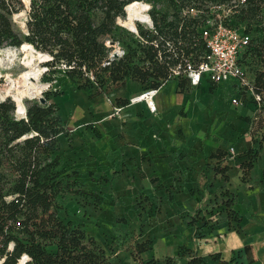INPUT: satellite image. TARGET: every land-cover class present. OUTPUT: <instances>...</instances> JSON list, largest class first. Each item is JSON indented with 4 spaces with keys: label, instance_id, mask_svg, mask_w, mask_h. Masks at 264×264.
I'll return each mask as SVG.
<instances>
[{
    "label": "trees",
    "instance_id": "16d2710c",
    "mask_svg": "<svg viewBox=\"0 0 264 264\" xmlns=\"http://www.w3.org/2000/svg\"><path fill=\"white\" fill-rule=\"evenodd\" d=\"M23 1L28 3V0H0V48L29 43L50 56L44 65L52 74L61 63L70 64L63 72L77 88L101 89L106 81L124 84L129 79L145 89L157 86L166 77L167 64L156 58L150 44L141 43L134 35L123 41L126 50L122 57L102 64L111 50L104 40L106 37L114 40L119 28L116 18L124 16V6L132 1L149 3L148 14L156 30L164 36L180 38L185 52L203 48L202 40L198 38L193 45V38L207 15L212 14L211 7H230L232 13L227 21L249 35L239 61L245 68L247 57L255 59L262 69L255 71L252 80L258 90L264 82V0H29L28 6ZM187 6H195L199 14L183 16L182 9ZM21 11L26 15L25 29L17 27L13 20V15ZM139 31L148 39L154 37L148 30ZM184 83L178 82L179 91L184 90ZM59 93L62 92H43L44 102L26 101L25 116L20 118L15 115V102L8 96L0 97V255H6L2 264H16L22 253L30 258L26 264L107 261L104 248L86 232L83 222L59 216L64 195L84 186L79 172L67 169L61 154L56 153L58 136H68L70 132L58 114L56 103L51 101V96ZM115 102L125 105L127 99L117 97ZM260 127L264 128V118L256 126ZM257 153V149L249 146L242 153L239 166L243 179L249 176ZM211 157L222 160L227 155L217 149ZM213 169L224 179L228 177L225 174L228 166L217 164ZM167 195L171 200L168 190ZM221 195L225 217L236 218L232 209L234 194L224 190ZM193 219H189L190 225L195 223ZM195 235L204 236L197 231ZM10 240L13 248L8 251L6 244ZM152 246V239L147 238L137 242L135 249L140 254ZM244 249L247 254L250 252L249 245ZM178 258H184L182 264H229L234 259L225 260L220 252L201 255L181 245L176 256H150L142 264H181Z\"/></svg>",
    "mask_w": 264,
    "mask_h": 264
},
{
    "label": "rangeland",
    "instance_id": "374dc122",
    "mask_svg": "<svg viewBox=\"0 0 264 264\" xmlns=\"http://www.w3.org/2000/svg\"><path fill=\"white\" fill-rule=\"evenodd\" d=\"M211 11L212 14L207 15V18L211 20H214L218 14H221V10L217 8H211ZM13 17L17 27L25 29V12H18ZM232 22H234L233 19ZM118 25L119 28L115 32L114 40L118 41L124 50H126L123 41L129 40L133 36V33L126 27L120 24ZM239 25L242 26L241 23ZM139 26L142 29L146 25L145 23H139ZM105 40H110V38L106 37ZM14 52H16L14 63L9 66L7 64H0V73H2L0 74V97L3 95V97L8 96L12 99L11 94L16 89L10 86L7 76H11L14 79L25 69L22 64V57L25 53L18 49H14ZM47 60L49 58L38 63V68H42L39 78L42 82L54 81L48 87L46 86L47 88L41 92L40 96H43V92L46 91L62 92L53 97L51 96V98L56 103L58 114L61 116L64 124L69 125V133L74 131L73 138L65 136L64 134L59 136V150L56 153L61 154L63 158L62 162L67 169H76L79 172L80 180L84 183L83 189L79 188L75 193H67L64 195L61 199L63 208L59 212V216L63 219H72L84 223L86 232L92 235L104 248L107 256L105 264H142L150 256L157 258L163 257L171 252L174 245H177V250L181 245L192 248V243L195 241L193 238L195 232H203V230L211 227L209 226L211 225L210 223L217 222L222 217H219V214L224 211V207L221 204V192L208 197L201 204V207L192 208L191 211L187 209L178 211V204L183 207L187 199L184 193L178 194L177 202L173 204L167 198V190L165 191L164 189L170 187L168 182L171 183L172 181L167 180V171L177 159L173 160L170 156L164 158L158 157V153L156 152L160 148V144L158 142L156 143L155 140L160 139L157 138L152 141L151 137H149V139L142 138L144 140L136 141L137 134L131 133L133 134L132 141L140 145H132L133 147L131 149L128 147L125 150L124 142L118 135V128H113L112 132L116 138L113 139L110 137L109 140L105 139L100 144L98 143L97 146L93 143L94 137H96V134L93 133L95 130L94 126L89 125L83 128L84 126L82 125L84 124L81 122L84 118H81L78 113L79 108L85 112L88 105H91L88 91L77 88L65 76L63 69L57 66V71L52 74L44 65ZM244 66L251 79L254 77L256 70L262 69L252 57L246 58ZM3 73H7V76H4ZM173 87V81L167 82L160 89L159 95L155 97L157 103L160 101L163 107V112H160L162 119L157 120L155 123L162 128H165L168 126L167 124L173 121L175 122L177 119L182 123V118L179 119L177 113L179 107L178 101L182 98L178 97V100L176 99V93L174 94ZM142 89L143 87L136 88V84L128 79L124 84L106 81L101 89L94 88L93 92L94 94L95 92L98 94L99 91L105 92L102 97L104 96L106 101L110 99L114 103L117 97L129 98L132 94L139 93ZM229 91V83H221L211 89L209 83H202L200 86L191 87L189 97L186 98L188 100L187 106L190 110L187 115L188 118L186 117L185 119L186 123H184V126L198 122L200 129H205L206 131L209 128L211 130L217 129L216 135L221 134L222 137H225L231 132L229 130L232 126L237 129L235 131L237 133V139L234 135L235 133H233L232 135L234 136L227 140L229 142L234 141L235 148L237 149H239L240 143L242 142L241 134L243 136L251 135V141L260 143L264 135L258 134L253 137L256 129L254 127L252 129L250 124H248L250 123V115L253 110L251 96L246 98L248 102L238 101L235 106L230 100L235 96L233 94L230 95ZM234 93L236 96L240 95L239 91H235ZM38 97H24V106L26 101L38 100ZM138 106L140 105L128 107L123 112L127 113L135 108L137 109ZM179 110L184 112L183 107H180ZM144 112L147 114V117L150 116L147 110ZM235 112H237L236 115L241 114L240 117H245L248 120L243 119L244 123L241 125L238 124L233 119ZM15 115L19 118L21 117L16 113ZM229 118L230 125L229 122L225 124V121ZM193 126L197 127V124ZM165 129L167 131V127ZM172 136H175V132L173 135L167 132V135L162 140L166 147L170 149L169 152L172 150V147L169 146L172 142ZM153 137L155 138V136ZM106 141L108 145L107 150L108 148L111 149L105 154L102 147ZM125 152L132 156V158L129 159V157H126L124 160L127 162L126 165L121 158ZM169 152L166 153L169 154ZM187 153L188 151H185V149H180L178 154L176 151L174 158L178 155L186 156ZM92 154L96 155V158H93ZM110 156H113L114 159L111 160ZM210 162L212 160L206 163V166H210ZM155 174L160 175L164 182L167 180L162 185L163 189L159 186L160 182H156L158 186L152 190V184L149 178ZM171 186V190L173 191V189L180 185L174 182ZM194 186V188H198L197 185ZM232 186L239 193L243 192L241 188ZM176 209L177 212H175ZM193 218L196 220L192 224L193 230H185V225H188L189 219ZM147 238L153 241L151 250L137 254L135 244ZM184 239L188 243H181ZM176 253L172 256H176ZM177 261L182 264L184 258H178Z\"/></svg>",
    "mask_w": 264,
    "mask_h": 264
},
{
    "label": "crops",
    "instance_id": "0c3cea01",
    "mask_svg": "<svg viewBox=\"0 0 264 264\" xmlns=\"http://www.w3.org/2000/svg\"><path fill=\"white\" fill-rule=\"evenodd\" d=\"M169 81L174 82L173 89L174 94L176 93V99L178 100V97L182 98L180 101H178L179 107L177 112L178 118H182V123L177 119L175 122L173 121L167 124L168 126H166V131V127L162 128L160 126H157L155 123L157 120L162 119L160 117V112H163V107L160 101L157 103L155 97L159 95L160 89ZM179 81L180 83L185 82V88L183 91H179ZM132 82L136 84V88L141 87L139 83L135 81ZM167 82L159 88L154 96L156 105V110L154 112H151L147 108L146 104L142 101L134 104L126 103L125 105H121L114 100V104L121 105L123 106V108L120 110L118 114L119 116L116 115L113 117H106L107 113H109L111 110V104L104 99V96L102 97L105 92L99 91L98 94L93 93V95L89 96V94L93 92V89L92 91H90L91 89L89 88L83 89L88 91V96L90 97L91 103V105H88V108L85 112L81 108H79L78 110L80 117L84 118L81 122L84 124L82 125L84 126L83 128L89 125L94 126L95 130L93 133L96 134V137H94L93 143H95L97 146L98 143L100 144V142H103L105 139L109 140L110 137L115 139L116 136L112 131L113 128H118V135L124 142L125 150L128 147L129 149H131V147H133L134 145H140L139 143L137 144L132 141L133 134L131 133L137 134L136 136L138 137L136 138V141L144 140L142 138L149 139V137H151L152 141L159 138L160 140H155L156 143L158 142L160 144V148L156 152L158 153V157L164 158L166 156H170L173 160L177 159L176 161H174L175 163L170 167L171 169L169 168L167 171V180L169 179L172 181L171 183L168 182L170 184V187H166L164 190H168L171 194V204L177 202L178 194L184 193L186 195L187 201L183 204V207L178 204V211L182 209L191 211L192 208L201 207V204L208 197H211L213 194H219L224 190H227L234 194L232 209L236 213V218L227 219L226 217H223V215H225V211H223L221 214H219V217L222 216L223 218L221 217L217 222L210 223L213 224L212 227L207 228L203 230V232H201L204 234L203 237L198 238L194 234L195 236L193 238L195 241L192 243V249L197 251L201 255L220 252L222 258L225 260L234 258L231 262H229V264H264V136L259 143L257 141H251V135L243 136L240 132L242 142L240 143L239 149H237L235 148L234 141L229 142L227 140L234 135L236 136L237 134L235 132L237 129L233 128L232 126L229 130L231 132L225 137H222L221 134L217 136V129L211 130L209 128L207 131L205 129H200L198 127V122L195 123L197 124V127L193 126L195 124L184 126V123H186L185 119L190 110L187 106L188 100L186 98L189 97V90L191 89V87L200 86V84L202 83H209L211 89L218 84L229 83V94H233L236 98L239 99V102H248L246 98L250 95L248 93L242 92L238 88V86H236L234 81L211 84V82H209L206 78H202L199 84L190 85L184 77H177L170 79ZM235 91H239L240 95L236 96V94L234 93ZM121 98L127 99L128 102V98ZM51 101H53V98L51 99ZM251 104L253 105V103ZM134 105L140 106H138L137 109L135 108L134 110L127 113L123 112L126 108ZM234 105L236 106L237 104ZM180 107H183L184 112L182 110H179ZM145 110L149 112V117H147V114H145ZM236 113L237 112L234 113L233 119L241 125L242 123H244L243 119L246 120L247 118L240 117L241 114L236 115ZM113 120L114 122H116L115 124ZM229 120L230 118L225 121V124H227ZM64 125L68 130L70 129L69 125ZM167 132L168 134L172 135L175 132V136L171 137L172 142L169 145L172 147L171 152H169L170 149H168L162 141L163 137L167 135ZM73 133L74 131H71L68 136L70 138H73ZM233 133L235 134L232 135ZM258 134L264 135V132L263 134H261L259 130H256L253 137ZM153 136H155V138ZM247 146L253 149H257L258 153L256 155V159L253 161V167L249 172V176L243 179V174L239 163L241 160H243L242 153ZM107 147L108 145L106 141L104 142L102 147V149L105 151V154L111 149L108 148L107 150ZM230 147H233L234 153H236V155L233 154V156L229 158L225 157L222 160H218L216 157H211V153H213L217 149L224 150L227 155V151ZM180 149H185V151H188L187 155H178L176 158H174V154L176 153V151L178 154ZM166 152H169V154H167ZM92 156L93 158H96V155L92 154ZM126 157H129L130 159L132 158V156L128 155V153L126 152L123 153L121 158L123 159L125 165L127 164V162L124 161ZM110 159L113 160V156H110ZM211 160L212 162H210V166H206V163H209V161ZM217 164L218 166H228V169L225 173L228 176L226 179H224V177L220 173L214 171L213 166ZM143 175L145 174L143 173ZM149 179L152 184V190L155 189L156 186H158L156 182H160L159 186L161 189H163L162 185L167 181L166 180L164 182L162 177L157 174L151 176ZM152 179H154L155 181H153ZM174 182L176 184H179L180 186L176 187L172 191L171 185H173ZM194 185H197L198 188H194ZM232 185H234L235 188H241L243 192L239 193V191L233 189ZM220 197L222 198V195H220ZM172 211L174 210L172 209ZM175 212H177V209L175 210ZM185 227V230H193V227L190 224L185 225ZM181 243H188V241L184 239V241H181ZM245 245H249L250 247V252H248V254L244 249ZM176 246L177 245H174L171 249V252L167 253L166 255H175L177 251Z\"/></svg>",
    "mask_w": 264,
    "mask_h": 264
},
{
    "label": "built area",
    "instance_id": "2783aa9c",
    "mask_svg": "<svg viewBox=\"0 0 264 264\" xmlns=\"http://www.w3.org/2000/svg\"><path fill=\"white\" fill-rule=\"evenodd\" d=\"M244 0H240L243 2ZM147 10L150 4L147 3ZM211 8L221 10L214 20L206 18L203 24L198 28V34L193 38V45H196L197 39L200 38L203 43V48L198 51L185 52L180 38H172L160 34L153 25L152 19L148 14V20L144 22H136L134 30H130L134 36L143 44H150L155 49L156 58L167 64V74L162 81L154 87H149L141 90L128 98L127 104L144 102L147 108L154 112L156 105L154 96L159 88L168 80L184 77L190 85H197L202 78H206L211 84H218L226 81H234L236 86L245 93H248L253 101V110L250 115V127H253L260 132H264V128H256L259 121L264 118V82L260 90L247 74L245 68L239 61L242 49L249 42V35L243 33L240 28L233 26L227 20L232 13L231 8L226 5H214ZM200 10L195 6H187L182 9V15L195 16ZM117 16L116 23L118 22ZM139 23H145L144 30H148L154 35L151 39L140 34ZM121 25V24H120ZM104 43L110 46L111 50L108 54V59L102 64L109 63L110 60L118 59L125 53L123 46L115 40H104ZM58 68L68 69L71 65L61 63ZM90 78H93L89 74ZM54 81V80H53ZM46 82L47 87L51 82ZM46 87V88H47ZM40 96V95H39ZM107 99V98H106ZM107 101L111 104V110L106 117L118 115L123 108L121 105L114 104L110 99ZM238 98H231L233 104H237ZM25 113L21 117H24ZM233 147L227 151V158L233 156ZM1 246V242H0ZM13 248V241L10 240L6 244V250L10 251ZM5 254L0 255V264H2ZM29 256L22 253L16 261V264H26Z\"/></svg>",
    "mask_w": 264,
    "mask_h": 264
},
{
    "label": "bare ground",
    "instance_id": "6f19581e",
    "mask_svg": "<svg viewBox=\"0 0 264 264\" xmlns=\"http://www.w3.org/2000/svg\"><path fill=\"white\" fill-rule=\"evenodd\" d=\"M147 6V3L143 1H132L127 3L124 6V16L119 17L118 22L127 29L134 30L136 22H144L148 20V14L146 11ZM14 49H18L25 53L22 57V64L25 69L14 79H12L11 76H7V73H3V75L7 76L10 86H13L16 89L11 96L15 102V113L18 116H22L25 109L23 98L39 96L47 86L46 82H42L39 78L42 68H38V63L50 58V56L45 52L35 50L29 43L23 42L16 48H0V64H7V66H9L14 63V56H16ZM1 97H3V95Z\"/></svg>",
    "mask_w": 264,
    "mask_h": 264
},
{
    "label": "water",
    "instance_id": "95a60500",
    "mask_svg": "<svg viewBox=\"0 0 264 264\" xmlns=\"http://www.w3.org/2000/svg\"><path fill=\"white\" fill-rule=\"evenodd\" d=\"M28 3H29V0H28ZM28 3L26 4V6H28ZM123 9H124V8H123ZM14 15H15V14H14ZM14 15H13V16H14ZM1 98L3 99L4 97H1ZM38 99H39L40 102H44V101H45V99L43 98V96H39ZM24 108H25V106H24ZM24 113H25V109H24Z\"/></svg>",
    "mask_w": 264,
    "mask_h": 264
}]
</instances>
